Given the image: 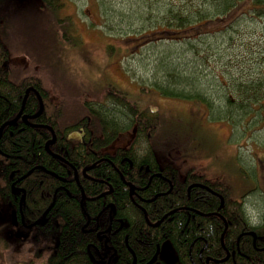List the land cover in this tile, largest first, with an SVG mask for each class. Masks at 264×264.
Returning a JSON list of instances; mask_svg holds the SVG:
<instances>
[{
    "label": "trees",
    "instance_id": "1",
    "mask_svg": "<svg viewBox=\"0 0 264 264\" xmlns=\"http://www.w3.org/2000/svg\"><path fill=\"white\" fill-rule=\"evenodd\" d=\"M42 1L52 10L62 6L60 0ZM244 1L205 0L198 8L169 9L167 22L173 23L162 29L158 39L197 41L209 34L196 33L201 25L228 19ZM249 1L248 7L219 32L234 28L237 20L248 17L261 21L264 34V0ZM2 4L5 3L0 0ZM3 17L0 15V195L13 209H19L23 199L29 223L39 222L54 203L49 221L33 229L39 232L35 239L42 238V244L40 251L30 257L31 264L41 259L46 264H93L90 255L96 257L102 245L94 231L82 229L90 219L89 226L94 225L98 216L101 226L107 228L111 205L114 233L110 244L117 253L115 264H133L131 250L137 262L145 264L166 240L173 243L181 264L256 261L259 254L252 248V237L245 233L251 229L258 232L263 227L250 226L246 220L248 216L262 221L259 203L258 210L251 213L244 201L232 197V190L224 181L211 180L194 170L181 177L173 165L159 162L152 143L140 149L133 144L110 155L107 149L132 127H136L135 141L138 136L155 133L161 123L158 114L141 110L127 93L118 89L108 90V98H113L110 106L103 101L87 103L83 117L62 125L63 110L53 103L41 79L14 78L4 40L8 19ZM172 74L176 77L156 86L163 95L202 103L232 125L247 116L251 119L253 114L264 123V61L262 77L254 84L232 85L234 101L222 93V107L216 106L197 83L185 80L177 72L171 71ZM28 89L34 91L24 103ZM40 100L44 109L35 117L40 111ZM22 109L23 115L35 117L32 124L21 119L14 121ZM76 132L81 133L80 140L70 138ZM82 191L86 195L84 201ZM238 248L241 254L237 253ZM234 251L236 260L232 259ZM227 253L230 258L224 261ZM207 258L211 259L206 262Z\"/></svg>",
    "mask_w": 264,
    "mask_h": 264
},
{
    "label": "rangeland",
    "instance_id": "2",
    "mask_svg": "<svg viewBox=\"0 0 264 264\" xmlns=\"http://www.w3.org/2000/svg\"><path fill=\"white\" fill-rule=\"evenodd\" d=\"M60 1L62 6L52 10L42 0H2L0 15L8 19L4 40L14 78L41 79L53 103L63 110L65 124L83 117L87 103L113 104L109 88L127 93L141 110L158 114L161 121L155 133L135 138L136 148L152 143L159 160L224 181L234 199L247 195L248 212L257 211L264 198L260 116L232 125L202 103L167 97L156 88L176 77L171 71L177 72L222 107V93L234 101L232 85L254 84L261 78V21L241 17L234 28L219 32L250 1L224 21L201 25L196 33L209 34L192 42L158 38L173 23L167 22L169 9L198 8L205 0ZM135 128L119 136L111 150L128 146ZM24 230L15 226L13 208L0 195V264L32 263L30 257L40 251L42 238L36 241ZM162 251L161 264H180L171 240L162 244Z\"/></svg>",
    "mask_w": 264,
    "mask_h": 264
},
{
    "label": "flooded vegetation",
    "instance_id": "3",
    "mask_svg": "<svg viewBox=\"0 0 264 264\" xmlns=\"http://www.w3.org/2000/svg\"><path fill=\"white\" fill-rule=\"evenodd\" d=\"M9 63H10V59H9ZM24 117H27L28 118L27 119L28 123H31L30 121L32 119L29 118V117H32V116H28V115H23L22 114V116L18 120L21 119L22 121H24ZM62 125L65 126V123L62 122ZM0 132L2 133L1 130H0ZM70 138H72L73 140H80L82 138L81 137V133H79V132L73 133L72 135H70ZM53 143L51 142V144H53ZM115 143H116V141L107 149V152L110 155L116 154L117 151L119 150V148H125V147L132 146L134 144V139H133V141L128 146H125V147H117L116 146L113 150H111L113 148V146H115ZM158 160H159V158H158ZM159 162L161 164H171V165H173L179 171L181 177H184L185 174L187 172L191 171V170H194L196 172V170L193 169V167H191V168L188 167L185 170L183 168H180V167L176 166L172 162L162 161V159H160ZM74 176H75L76 179L78 178V171L77 170H75ZM130 187H131V189H133L131 185H130ZM199 187H201V186H199ZM246 196L247 195H245L242 199H240L238 201L239 202H241V200L242 201H245ZM82 199H83L82 201H84L86 199V195H85V193L83 191H82ZM22 201H23V199H21V201H20L19 209H13V219H14V214H15L16 222H17V225H15V226L18 227V228L20 227V228H23L25 230H29V232H27V234L29 236H31L30 238L34 239V236L36 237V235H39V232L38 231L35 232V231H33V229H36L38 227L37 225H40L43 222L44 223H47L49 221L48 214L51 211V209L54 207V203L50 206V208H48L45 211V213L43 214V216H42V218H41V220L39 222L29 223V221H27L28 219L26 217V214L24 212V208L22 206ZM258 202H259V205H261L260 216H261V220H262L261 223L258 224V225L261 226V227L263 226V227L260 228V230L258 232L255 231V230H253V229H251L250 231H248L247 233H245V235L246 236L248 235V236H251L252 237V248L255 250V252L257 254H259V256H258V258H256V261H254V262H251V263H247V262H244L243 263L242 262V264H264V198H261V201L259 200ZM113 209H114V206L111 205V210L109 212V217H110V220L111 221H110V224L107 226V228H103L101 226V223H100V220H99V216H98L95 219V224L94 225H91V227L89 226V223H91V219H90L89 220V223L85 225V226H87V225L88 226L87 227H84L82 229V232H93L94 231L95 234L97 235L99 241L101 242V245H102V247H101V250L102 251L101 250L98 251V254H97L96 257L93 256L92 254L90 255V258L93 260V264H115V262L117 261V253H116V250L110 244V238H111L112 234L114 233V228H113V223H112V213H113ZM155 226H157V225L155 224ZM238 241H239V239H238ZM49 243H50V241H49ZM158 250H160V253H159L158 258H157V260H156V262L154 264H161V256H162V252H163L162 251V246H159L158 247L157 252H158ZM175 251H176V249H175ZM157 252H156V254H157ZM131 253L133 255V264H135V262H136V264H139L137 262V259H136L135 254H134V252L132 250H131ZM237 253H240V254L242 253L239 248L237 250ZM176 254H177V252H176ZM200 256H201V253H200ZM229 258H230L229 253H227L226 257L224 258L225 259L224 261H227ZM177 259L179 261L178 255H177ZM209 259H211V258H207L206 259V262ZM232 259L233 260H236L235 251L232 253ZM245 259H247V258H245ZM149 262H147L145 264H148ZM179 263H180V261H179Z\"/></svg>",
    "mask_w": 264,
    "mask_h": 264
},
{
    "label": "water",
    "instance_id": "4",
    "mask_svg": "<svg viewBox=\"0 0 264 264\" xmlns=\"http://www.w3.org/2000/svg\"><path fill=\"white\" fill-rule=\"evenodd\" d=\"M31 91H34V89H28V90H27V92H26V96H25V99H24V103H25V101H26V99H27V97H28V95H29V93H30ZM24 103H23V106H24ZM40 103H41L40 111L37 113V115H36L35 117L39 116V115L43 112V109H44L43 107H44V106H43V103H42L41 100H40ZM22 114H23V109H22V111L18 114V116L16 117V119H15L14 121L18 120V119L22 116ZM35 117H29V118L33 119V118H35ZM27 119H28L27 117H24V121H25V122H28ZM14 121H13V122H14ZM13 122H10V123H8V124H11V123H13ZM2 129H3V127H2ZM2 129H1V131H2ZM0 135H1V132H0ZM52 142H53V141H52ZM48 146H49V145H47V148H48ZM30 174H31V172H30L28 175H30ZM28 175H27V176H28ZM14 222H15V225H17L15 214H14ZM159 253H160V250H158L157 254L153 257V259H152L148 264H154V263L156 262L157 258H158ZM135 264H136V262H135Z\"/></svg>",
    "mask_w": 264,
    "mask_h": 264
},
{
    "label": "clouds",
    "instance_id": "5",
    "mask_svg": "<svg viewBox=\"0 0 264 264\" xmlns=\"http://www.w3.org/2000/svg\"><path fill=\"white\" fill-rule=\"evenodd\" d=\"M247 222L250 224V226H257L261 223L260 219L258 217H248L246 216Z\"/></svg>",
    "mask_w": 264,
    "mask_h": 264
}]
</instances>
